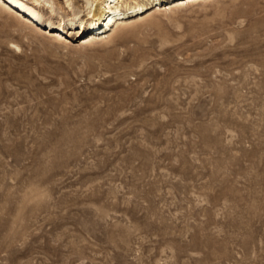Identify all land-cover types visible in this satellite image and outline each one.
I'll return each mask as SVG.
<instances>
[{"label":"rangeland","instance_id":"rangeland-1","mask_svg":"<svg viewBox=\"0 0 264 264\" xmlns=\"http://www.w3.org/2000/svg\"><path fill=\"white\" fill-rule=\"evenodd\" d=\"M1 1L0 264H264V0Z\"/></svg>","mask_w":264,"mask_h":264},{"label":"bare ground","instance_id":"bare-ground-1","mask_svg":"<svg viewBox=\"0 0 264 264\" xmlns=\"http://www.w3.org/2000/svg\"><path fill=\"white\" fill-rule=\"evenodd\" d=\"M51 1H55L56 4H58L62 7L63 6L65 7V4L69 5V7L72 6L70 0H51ZM51 1L47 0L44 3H45V5L46 4L51 5V3H52ZM87 1L95 2L96 0H87ZM128 1H126V0H121V1L120 0H104L103 1L104 5L102 6L101 9H99V11L97 9L94 12L90 11V14L88 15V21H89L88 23L85 22V19L83 17H78L76 15V17L71 18L68 21L63 20V22H61L58 25L57 29H54L53 31H49V30L48 31L51 33L50 35L54 39H57V37H55L57 35V33L62 29L65 30L66 26H70V27L80 26V28L85 26L84 27L85 30H86V27L88 26V27H91V29L93 27V29H94V30L92 29L93 31L99 30V32L104 30V29L107 30V28L110 27V30L112 31L114 29V26H116L118 24V22L121 20L120 18H122V17H133L135 15H139L140 12L145 10V9H148L145 12V13H147L149 10H151L153 8V5H155L154 4L155 1L157 2L156 6L161 4L159 9L164 4H166V3H164L165 0H128ZM175 1H177V0H174L172 2H175ZM194 1L195 0H187V2H189V3H192ZM196 1H198V0H196ZM1 2L4 4L5 10L6 9L8 10V8H9L8 4L10 5L9 2H11L14 5L20 7L21 9L27 11V13L30 16H32V18L37 19V20H41L48 27H51V28H53L54 26L56 27V24L51 19L43 20L42 15H41V11L36 8V5L42 4V0H34L33 5L28 4L24 0H4ZM124 2L126 3V6L122 7L120 4H123ZM167 4H170V2H168ZM18 11H20V10L18 9ZM80 28H78V29H80ZM45 29H48V28H45ZM94 38H96V34L95 33H89V35L85 37V39H86L85 43H90L91 41L94 40Z\"/></svg>","mask_w":264,"mask_h":264}]
</instances>
